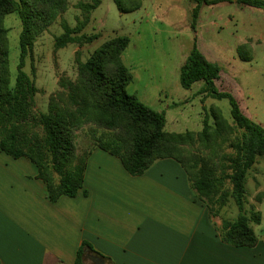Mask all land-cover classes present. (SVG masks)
Segmentation results:
<instances>
[{
  "label": "trees",
  "instance_id": "1",
  "mask_svg": "<svg viewBox=\"0 0 264 264\" xmlns=\"http://www.w3.org/2000/svg\"><path fill=\"white\" fill-rule=\"evenodd\" d=\"M121 13L137 11L140 0H114ZM192 29L196 31L202 5L214 0H193ZM252 8H264V0H239ZM101 0L80 3L85 14L75 27L62 23L64 33L56 39L55 49L68 45L80 47L99 38L83 30ZM69 9V0H0V150L14 159L26 158L38 169V178L46 187L51 202L66 196L76 197L84 187L90 152L78 154V132L90 128L89 137L99 148L120 159L131 176H140L155 162L173 159L187 173L197 197L213 215H218L229 201H234L237 218L224 221L222 240L235 247H255L258 236L250 226L260 225L262 215L255 208L246 210L248 173L264 160V128L252 121L229 92L217 88L221 67L209 61L193 46L180 71V84L190 90L202 82L203 98L228 100L233 124L212 106L199 132L170 133L166 116L143 104L127 89L134 76L123 61L131 40L120 36L106 41L86 61H78L75 80H60L61 90L50 96L46 112L35 113L38 88L27 73L26 62L37 39ZM17 13L22 24L20 64L14 84L9 70L7 15ZM240 46L243 60H250ZM203 99V100H204ZM212 118V121L210 122ZM229 143L233 153L224 152ZM77 264L82 263V252Z\"/></svg>",
  "mask_w": 264,
  "mask_h": 264
},
{
  "label": "crops",
  "instance_id": "2",
  "mask_svg": "<svg viewBox=\"0 0 264 264\" xmlns=\"http://www.w3.org/2000/svg\"><path fill=\"white\" fill-rule=\"evenodd\" d=\"M90 151L83 189L51 202L37 167L0 150V264H77L81 252L83 264H264V236L255 247L225 243L223 222L236 215H213L175 160L131 176L91 141L78 147Z\"/></svg>",
  "mask_w": 264,
  "mask_h": 264
},
{
  "label": "rangeland",
  "instance_id": "3",
  "mask_svg": "<svg viewBox=\"0 0 264 264\" xmlns=\"http://www.w3.org/2000/svg\"><path fill=\"white\" fill-rule=\"evenodd\" d=\"M90 1L69 0L68 11L37 39L27 59L24 72L34 79L38 88L35 113L47 111L50 96L61 90L60 80L76 79L78 61H86L106 41L127 36L131 43L123 54L124 63L134 76L127 91L152 110L165 113L167 132L201 131L212 106L218 107L224 118L233 124L228 100L210 98L203 108L199 93L204 84L196 83L192 91L183 89L180 84V65L185 63L182 53L188 51V57L194 45L209 61L221 67L217 88L231 93L246 115L264 128V8L243 6L239 0H214L218 3L201 6L197 29L193 31L196 7L193 0H140V8L126 14L118 10L114 0H101L83 30L87 36L97 34L99 38L83 47L68 45L56 50V39L64 33L62 23L75 27L85 18L78 5ZM4 27L8 30L9 70L14 84L21 58L22 24L18 14L7 15ZM246 44L249 49L244 55L250 59L248 61L242 59L239 51L240 46ZM182 91L189 97L186 104L179 102L183 99ZM174 102V106L166 109ZM89 130L86 126L78 132L77 144L83 153L91 141ZM224 152L233 153L229 143L224 146ZM246 187L247 212L255 208L262 215L260 225H250L257 236H264L262 158H258L249 171ZM226 208L238 216L234 201H229Z\"/></svg>",
  "mask_w": 264,
  "mask_h": 264
},
{
  "label": "water",
  "instance_id": "4",
  "mask_svg": "<svg viewBox=\"0 0 264 264\" xmlns=\"http://www.w3.org/2000/svg\"><path fill=\"white\" fill-rule=\"evenodd\" d=\"M94 261L97 263V264H104L103 261L99 258V257H95L93 258Z\"/></svg>",
  "mask_w": 264,
  "mask_h": 264
}]
</instances>
